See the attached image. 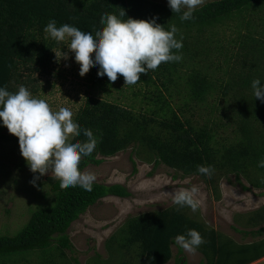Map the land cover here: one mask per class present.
Instances as JSON below:
<instances>
[{
	"label": "trees",
	"instance_id": "16d2710c",
	"mask_svg": "<svg viewBox=\"0 0 264 264\" xmlns=\"http://www.w3.org/2000/svg\"><path fill=\"white\" fill-rule=\"evenodd\" d=\"M122 9L133 19L156 18L166 29L176 26L177 39L182 37L183 59L162 63L157 70L141 74V80L133 85L140 87V92L145 85L142 102L152 114L149 118L135 116L120 103L94 96L86 100L75 120L81 129L92 130L97 146L90 156L81 159L79 169L83 172L91 164L100 165L106 158L136 146L139 154L147 151L144 159L154 167L163 163L183 175H199L218 193V198V179L229 174H235L240 182L245 177L252 185L241 183L245 190H264V168L258 167V161L264 158V103L255 99L251 87L257 78L264 83V0L211 2L198 8L191 21H181L167 3L154 0H0V87L16 92L23 85L36 98L45 89L34 74H53L55 52L61 46L44 31L50 20L55 19L58 27L69 23L94 32L103 27L102 13L118 15ZM249 15L253 18L248 19ZM237 18L247 31L239 34L238 51H225L222 45L208 47L209 52L204 53L195 48L197 42L190 34L195 27L202 31ZM214 50L218 55L211 60V66L208 58ZM97 72L98 67L91 66L88 80L92 86L112 83ZM118 79L124 81L119 74ZM140 92L134 91L135 95ZM174 94L185 97L178 109L172 104ZM203 110L214 113L216 119L203 117L210 123L197 126L186 116L187 112L193 117L202 116ZM152 123L159 127L153 128ZM74 139L87 138L81 134ZM1 141L18 142V137L0 126ZM198 165L211 166V177L199 174ZM48 183L57 194L56 204L35 211L19 234L0 236V264H21L22 258L18 257L22 253H32L22 256L23 264L30 259L38 262L28 264H81L67 251L74 248L68 233L72 223L104 197L131 195L126 186L118 183L94 182L92 191L79 186L61 188L54 176L48 177ZM261 193L264 195V191ZM177 207L173 204L129 216L107 243L111 258L102 261L99 255V264L121 256L124 262L118 258V264H166L173 258L174 237L188 229H196L204 238L205 243L198 248L204 257L201 264H252L264 258V237L240 243L194 217L190 208L178 211ZM249 215L246 225L259 228L236 229L263 235L264 206Z\"/></svg>",
	"mask_w": 264,
	"mask_h": 264
},
{
	"label": "rangeland",
	"instance_id": "374dc122",
	"mask_svg": "<svg viewBox=\"0 0 264 264\" xmlns=\"http://www.w3.org/2000/svg\"><path fill=\"white\" fill-rule=\"evenodd\" d=\"M154 1L162 4L167 3V0ZM216 1L221 0H204V4L199 8ZM250 18L253 16L249 15L248 19ZM241 22L242 20L237 18L215 27H209V29L205 28L202 31H198L195 27L194 31H190L193 36L191 38L195 43L197 42V46L194 44L195 48L204 53V51L209 52L208 47L214 48V46L222 45L225 46V51L228 50L231 53L238 51L240 49L239 34L247 32L246 29L241 28ZM188 41L190 43V38ZM63 51L68 53L69 58L58 62L56 57L52 75L44 76L38 72L34 74V77L45 88L41 90L37 98L44 99L53 111L67 107L73 112L75 120L79 108L89 97L94 96L120 103L132 110L137 117L146 115L149 118L152 116L150 111H147L146 102H142L145 85L142 87V92H140V87L124 85V81L120 79L105 87L92 86L88 80L91 67L85 75L81 76L79 64L75 62L74 54L68 52L66 43H62L56 53L61 56ZM215 55H218L216 50L211 54V58H208L211 66H214L211 60L215 59ZM205 57L207 56L202 58ZM134 91H139V95H135ZM165 94L168 96L167 92ZM184 98V95L181 97L180 94H174L172 104L175 109L183 105ZM186 116L192 118L194 123L198 124L197 126L210 123L203 117L216 119L214 113L207 114L205 112L202 116L194 117L187 112ZM155 118L159 117L155 115ZM151 126L159 127L157 123H152ZM223 134L229 136L227 132H223ZM226 142L229 141L226 140ZM136 149L140 150L136 146H130L116 156L106 158L102 164H91L83 171L93 173L96 176L95 182L109 185L121 183L127 187L131 195L124 198L114 195L104 197L74 221L68 230L74 247L73 250H67L69 256L77 258L81 264H99V255L102 261L110 259L112 252L107 243L129 216L170 207L174 204L175 190L189 188L193 184L200 188L202 194L201 207L197 212L191 213L194 217L240 243L252 242L264 237V233L263 235H249L236 229L259 228L248 227L246 224L250 217L249 214L264 206V195L261 193L264 191L263 189L252 187L251 190H245L241 183L251 187L249 181L245 177H241L240 182L235 174H229L228 177L222 176L218 179V198V193L213 191L211 186L199 175L186 176L163 163L154 167V163L144 159L147 151L141 150V154H139ZM34 175L38 174H33L27 166L20 153L19 142L1 141L0 236L19 234L29 224L35 211L56 204L57 194L48 183V177H52L54 174L49 173L40 177L35 186L31 183ZM174 175L177 177L175 178ZM172 249L173 258L166 264H177L178 261L185 264H201L204 259L198 249L193 253L184 249L180 251V247L176 244H173ZM31 254L22 253L21 255L28 257ZM22 256L18 257L22 258L21 264H23ZM128 257L129 255H126V258ZM118 258H120L119 262H124L123 256ZM118 258L109 260L107 264H118ZM36 262L38 261L31 262L30 259L28 263ZM73 263L76 264L75 261ZM252 264H264V258Z\"/></svg>",
	"mask_w": 264,
	"mask_h": 264
},
{
	"label": "clouds",
	"instance_id": "9594fccd",
	"mask_svg": "<svg viewBox=\"0 0 264 264\" xmlns=\"http://www.w3.org/2000/svg\"><path fill=\"white\" fill-rule=\"evenodd\" d=\"M167 4L181 21H191L204 0H167ZM125 17L124 9L118 15L104 12L100 17L103 27L96 28L94 32L82 31L69 23L58 27L57 21L52 19L44 31L57 44H67L68 52L74 54V60L79 64L81 76L91 66H96L99 77L106 75L110 82H115L119 74L124 78V85L137 84L141 74L157 70L162 63L183 59L180 54L182 37L177 39L176 26L166 29L156 22V18ZM55 55L58 62L69 58L65 51L61 56L56 52ZM251 87L255 99L264 103V83L261 79H255ZM0 126L18 137L22 157L30 171L38 174L31 181L34 186L40 177L52 173L60 181L61 188L79 186L86 191L93 190L96 176L82 172L79 164L83 157L94 152L97 141L92 130L81 129L79 122L73 119L71 109L61 107L53 111L44 99L34 97L23 85L16 92L0 87ZM81 134L87 139H74ZM258 167L264 168V158L258 161ZM197 172L211 177L213 169L198 165ZM173 202L178 211L187 207L197 212L202 205L201 190L194 184L175 190ZM174 243L193 253L205 241L199 231L188 229L184 234L175 236Z\"/></svg>",
	"mask_w": 264,
	"mask_h": 264
}]
</instances>
